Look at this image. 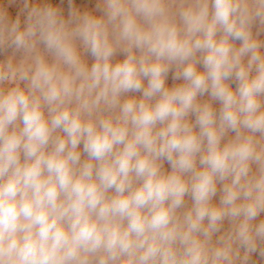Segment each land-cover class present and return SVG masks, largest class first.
<instances>
[{"label": "clouds", "instance_id": "1", "mask_svg": "<svg viewBox=\"0 0 264 264\" xmlns=\"http://www.w3.org/2000/svg\"><path fill=\"white\" fill-rule=\"evenodd\" d=\"M67 4L0 3V264H264V0Z\"/></svg>", "mask_w": 264, "mask_h": 264}, {"label": "rangeland", "instance_id": "2", "mask_svg": "<svg viewBox=\"0 0 264 264\" xmlns=\"http://www.w3.org/2000/svg\"><path fill=\"white\" fill-rule=\"evenodd\" d=\"M54 5H59L65 10V14H67L68 4L67 0H64L63 4H60V0H51ZM0 3H3L6 7L8 6V0H0ZM74 3L77 7L81 8V10H94L96 0H74ZM18 11V5H12L9 8L10 15L12 18H15L16 12ZM98 14V13H97ZM2 58V57H0ZM122 56H118L117 59H122ZM91 62V61H90ZM169 85L173 83L171 79L168 81ZM206 98V97H205ZM167 167V165H166Z\"/></svg>", "mask_w": 264, "mask_h": 264}]
</instances>
